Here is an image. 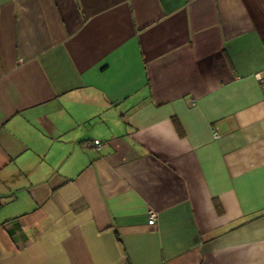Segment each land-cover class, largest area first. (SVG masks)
<instances>
[{
	"label": "crops",
	"instance_id": "0c3cea01",
	"mask_svg": "<svg viewBox=\"0 0 264 264\" xmlns=\"http://www.w3.org/2000/svg\"><path fill=\"white\" fill-rule=\"evenodd\" d=\"M263 40L264 0H0V264H264Z\"/></svg>",
	"mask_w": 264,
	"mask_h": 264
},
{
	"label": "built area",
	"instance_id": "2783aa9c",
	"mask_svg": "<svg viewBox=\"0 0 264 264\" xmlns=\"http://www.w3.org/2000/svg\"><path fill=\"white\" fill-rule=\"evenodd\" d=\"M263 44H264V40H263ZM257 76H258V79H259L263 89H264V71L259 72L257 74ZM96 143L97 144H101V141L97 139ZM148 212H149V220H150V222L151 223H156L157 218H158V211H156L154 208H150Z\"/></svg>",
	"mask_w": 264,
	"mask_h": 264
},
{
	"label": "trees",
	"instance_id": "16d2710c",
	"mask_svg": "<svg viewBox=\"0 0 264 264\" xmlns=\"http://www.w3.org/2000/svg\"><path fill=\"white\" fill-rule=\"evenodd\" d=\"M97 140V139H96ZM96 140L94 141V145H96V146H99V145H101V144H97L96 143ZM99 140V139H98ZM101 141V140H100ZM102 143V142H101Z\"/></svg>",
	"mask_w": 264,
	"mask_h": 264
}]
</instances>
